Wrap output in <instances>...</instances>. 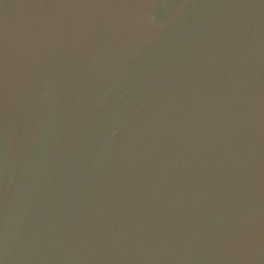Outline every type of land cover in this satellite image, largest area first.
<instances>
[{"label": "water", "instance_id": "obj_1", "mask_svg": "<svg viewBox=\"0 0 264 264\" xmlns=\"http://www.w3.org/2000/svg\"><path fill=\"white\" fill-rule=\"evenodd\" d=\"M0 264H264V0H0Z\"/></svg>", "mask_w": 264, "mask_h": 264}]
</instances>
